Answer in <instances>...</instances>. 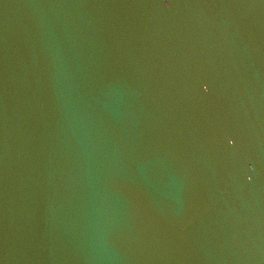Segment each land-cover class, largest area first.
<instances>
[{"label":"water","instance_id":"95a60500","mask_svg":"<svg viewBox=\"0 0 264 264\" xmlns=\"http://www.w3.org/2000/svg\"><path fill=\"white\" fill-rule=\"evenodd\" d=\"M0 264H264V0H0Z\"/></svg>","mask_w":264,"mask_h":264}]
</instances>
